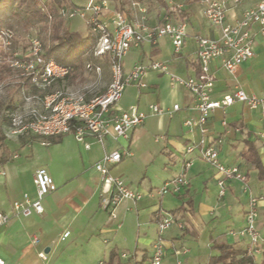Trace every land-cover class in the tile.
<instances>
[{
  "label": "crops",
  "instance_id": "0c3cea01",
  "mask_svg": "<svg viewBox=\"0 0 264 264\" xmlns=\"http://www.w3.org/2000/svg\"><path fill=\"white\" fill-rule=\"evenodd\" d=\"M260 1L241 0L238 6L230 2L229 22L240 18L244 10ZM128 4V0H123L122 5ZM106 5L102 17L114 29L116 7ZM175 5L181 7L182 17L190 25L182 53H175L168 37L159 39L156 44L146 42L133 46L124 62L127 73L137 64L150 66L153 61H162L183 77L200 74L193 37L216 38L220 32L208 24L203 16L204 5L199 0H139L125 14L132 24L145 15L148 24L156 26ZM141 10L146 13L142 14ZM88 32L85 36L78 34L83 39L93 36L96 46V37L90 28ZM254 51L253 59L241 65L234 75L224 70L220 62L213 63L216 75L213 100H221L238 87L249 93L264 94V35L257 36ZM130 55L131 59L127 60ZM102 59L96 57L92 66L101 67ZM75 73L58 81L54 88L75 89L70 86ZM92 76L96 82L83 89L87 98L104 94L112 81L109 68H102L100 76L93 71ZM144 81L146 88H140L136 83L126 88L120 101L123 109L138 106L140 110L148 111L152 104L165 109L178 104L181 109L173 117L149 116L131 133L129 140L107 136L102 144L89 138L87 142L91 147L85 149L71 133L59 136L61 141L55 144L51 143L55 137L34 135L14 137L8 144L12 157L5 165H0V212L11 217L8 224L0 225V258L4 264H109L111 261L113 264H149L154 243L159 238L158 213L174 221L167 230H170L168 236L163 237L166 251L163 264H210L211 257L219 255V251L212 249L214 243L234 245L248 256L250 239L237 233L246 225L245 215L251 198H256L257 226L264 234V180L241 153L248 143L252 144L264 167L263 110H249L236 103L225 110H216L209 120V139L223 138L221 161L239 167L247 177V191L243 183L232 181L228 183L225 195L220 197L217 184L220 175L216 169L201 160L198 149L193 154H184L185 147L198 142L201 137L198 131L190 132L184 126L186 120L200 117L193 95L185 88L173 85L169 76L151 68ZM224 120L227 126L223 125ZM43 142L48 144L43 145ZM122 149H128L130 155L114 166L112 172L123 177L133 190L142 192L144 198L137 204L123 202L114 219L102 205L101 176L95 164L105 153ZM190 159L194 163L185 171L184 163ZM41 168L50 173L57 191L43 200V214L14 216V201L23 200L25 194L36 197L34 179ZM160 171L165 173L159 182L162 185L153 187L152 179ZM182 173L186 174L188 187L178 194H159L167 181ZM227 214L232 216L227 217ZM65 232L70 235L63 240ZM262 247L263 252L253 258L255 264H263L264 242ZM123 254L127 257L123 258Z\"/></svg>",
  "mask_w": 264,
  "mask_h": 264
},
{
  "label": "built area",
  "instance_id": "2783aa9c",
  "mask_svg": "<svg viewBox=\"0 0 264 264\" xmlns=\"http://www.w3.org/2000/svg\"><path fill=\"white\" fill-rule=\"evenodd\" d=\"M97 1H89L86 14L90 13L88 26L96 37L94 55L97 58H107L110 63L112 81L107 91L100 96L87 98L83 90L78 92L70 89L56 90L55 84L68 78L73 69L52 58H45L42 43L39 39H33L29 55L17 61L15 66L21 68L23 75L31 79V86L43 94L27 98L28 101L37 99L40 108L31 107L11 116L9 136L20 138L25 135H34L52 138L72 133L76 141L85 149L91 147L87 142L89 138L102 144L107 136L115 140H129L131 133L141 127L149 116L173 117L181 109L178 104L171 109L152 104L148 111L140 110L138 106H131L128 109L120 106V101L128 86L136 83L140 88L147 87L144 77L151 68L169 76L173 85L188 90L196 101L200 117L186 120L184 126L190 132L198 131L201 137L198 142L187 145L184 154H193L198 149L201 160L216 169L220 175L217 182L220 197L225 195L228 183L232 181L243 183L247 191L246 175L241 173L239 167L228 166L221 161L223 138L209 139L208 123L216 110H225L236 103L243 104L249 110L262 109L264 113V94L249 93L238 87L221 100H213L212 93L216 75L212 65L218 61L224 70L234 75L241 65L253 59L256 38L258 35H264V0L244 10L242 16L234 22H229L228 13L231 9L229 3L232 2L234 6H238L241 0H199L204 5L203 16L208 24L218 29L220 33L216 38L202 35L193 37L197 45L196 58L200 66V74L196 77L178 75L171 71L166 62L162 61H153L150 66L137 64L128 73L124 68L125 58L133 46H140L146 42L156 44L161 38H170L175 53H182L189 37L190 25L186 18L179 15L181 7L173 6L172 10L163 17L162 22L156 26H150L145 15L140 18L139 22L132 24L125 13H115L114 29H111L102 17L107 6L104 2L99 4ZM141 11L142 14L146 13L145 10ZM67 12L71 18L76 15L85 16L80 9L63 8L60 10L62 16H65ZM10 33L8 31L6 34L9 38L12 37ZM87 69L91 72L95 71L99 76L102 73L100 66L88 65ZM223 125H228L225 120ZM47 144L43 142V145ZM129 155L128 149L116 150L105 153L103 158L95 164V169L101 176L102 205L114 219L117 218V208L123 202L129 201L137 204L144 198L142 192L133 190L123 177L112 172V168ZM193 163L192 159L185 161L184 170L191 168ZM34 183L36 197L32 198L29 194H25L23 200L14 201L12 203L14 216L30 217L34 214H43V200L57 191L54 179L44 168L36 172ZM188 186L186 174L182 173L167 181L159 189V194H178ZM157 218H159V238L154 243L149 264H163L166 251L162 235L174 225L173 219L167 215L158 213ZM258 218L257 200L251 198L245 215L246 225L237 233L240 237L250 239L251 248L248 256L251 258L263 252V238L257 226ZM10 220V215L0 212V225L8 224ZM69 235L70 232H65L62 239H66ZM122 257L126 258L127 255L123 254ZM0 264H4L1 258Z\"/></svg>",
  "mask_w": 264,
  "mask_h": 264
},
{
  "label": "rangeland",
  "instance_id": "374dc122",
  "mask_svg": "<svg viewBox=\"0 0 264 264\" xmlns=\"http://www.w3.org/2000/svg\"><path fill=\"white\" fill-rule=\"evenodd\" d=\"M73 4V7H67L68 10L80 9L85 13V16L82 17L80 15H76L71 19L68 12L64 18L65 26L68 29H72L75 33L83 34V36L88 35V19L90 13L86 14V8L89 4L90 0H70ZM101 2V3H100ZM108 4L116 7V13H128L131 8H134L135 3H139V0H128V5H122L123 0H98L97 3ZM127 4V3H126ZM175 4V2H173ZM107 6V5H106ZM177 8V5H175ZM179 10V9H178ZM80 14V13H79ZM182 11H179L180 17H182ZM78 16V17H77ZM77 17V18H76ZM80 17V18H79ZM3 20L7 24V26L3 27L0 31V129L2 128L6 135V144H10L15 139L14 137L9 136L10 133V125H11V116L17 114L18 112H23L31 107H39L40 104L37 99H32L28 101L27 98L33 96H42L43 94L38 92L33 86L31 87H20V82L23 78H26L23 75V70L17 66L15 63L17 61L23 60L26 56L29 55V52L32 48V40L39 39L43 36V31L41 30L42 24L35 23V21H30L27 16H16L11 11H7L4 13ZM11 32V38L7 37V32ZM91 31V30H90ZM88 32V33H87ZM49 36V35H48ZM41 42V41H40ZM42 43V42H41ZM86 43H89L88 41ZM50 46V42L47 44ZM43 46V45H42ZM95 51L94 46L82 54V64L77 68L76 73L74 74L73 79L71 80L70 86L75 87V89H70L75 92L82 91L86 86L94 84L96 79L92 76V72H88L87 66L94 65L95 63V55L93 52ZM131 56L127 58V60L131 59ZM80 56L78 54L66 55L63 52H58L54 60L60 64L74 67L75 65H79ZM126 60V61H127ZM102 68L110 69V63L106 58H103L101 62H99ZM4 67L11 69V72H4ZM76 70V69H75ZM104 80L99 83L102 85ZM59 89L58 86L55 88ZM150 174L152 171L149 172ZM148 174V175H150ZM165 173L160 171L155 178L152 179V186H161L162 182L159 184L160 180L164 176ZM236 213V212H235ZM235 213L234 216H235ZM227 217H231L232 215L227 214ZM169 231L163 233L162 238L167 237ZM263 242H264V234L261 232ZM179 248V247H178ZM150 263V262H149Z\"/></svg>",
  "mask_w": 264,
  "mask_h": 264
},
{
  "label": "trees",
  "instance_id": "16d2710c",
  "mask_svg": "<svg viewBox=\"0 0 264 264\" xmlns=\"http://www.w3.org/2000/svg\"><path fill=\"white\" fill-rule=\"evenodd\" d=\"M71 6L70 0H0V31L7 26L3 20L4 13L7 11H11L16 16H27L30 21L42 24L43 36L40 37V41L43 45V56L47 59H54L58 52H63L66 55L78 54L81 59L79 60V65L72 67V72L74 73L82 64L81 55L94 46L95 38L89 35L86 39H83L78 33L70 32L66 28L60 10ZM87 41L89 43H86ZM48 42H50V46L47 45ZM3 71L10 73L11 69L4 67ZM19 86L31 87V79L29 77L23 78ZM60 141L61 137L51 139L53 144ZM241 155L253 164L255 169L259 171V178L264 180V167L261 164L256 148L248 143L247 148ZM11 157L10 148L6 144V135L1 128L0 165H5ZM212 249L219 251V255L212 256L210 264H253L254 261L253 258L246 256L242 250H239L234 245L214 243ZM109 264H113L112 261Z\"/></svg>",
  "mask_w": 264,
  "mask_h": 264
}]
</instances>
